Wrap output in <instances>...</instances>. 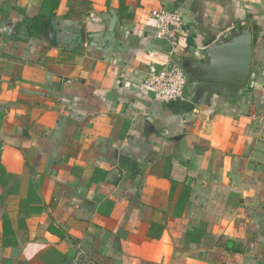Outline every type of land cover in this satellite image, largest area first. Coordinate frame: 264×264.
Listing matches in <instances>:
<instances>
[{
  "label": "crops",
  "instance_id": "crops-1",
  "mask_svg": "<svg viewBox=\"0 0 264 264\" xmlns=\"http://www.w3.org/2000/svg\"><path fill=\"white\" fill-rule=\"evenodd\" d=\"M159 8L251 26L236 100H154ZM263 113L264 0H0V264H264Z\"/></svg>",
  "mask_w": 264,
  "mask_h": 264
},
{
  "label": "water",
  "instance_id": "water-1",
  "mask_svg": "<svg viewBox=\"0 0 264 264\" xmlns=\"http://www.w3.org/2000/svg\"><path fill=\"white\" fill-rule=\"evenodd\" d=\"M204 45L201 60L180 54V63L188 75L185 92L199 102L215 92L236 100L247 86L251 74V26H240L222 39Z\"/></svg>",
  "mask_w": 264,
  "mask_h": 264
},
{
  "label": "built area",
  "instance_id": "built-area-1",
  "mask_svg": "<svg viewBox=\"0 0 264 264\" xmlns=\"http://www.w3.org/2000/svg\"><path fill=\"white\" fill-rule=\"evenodd\" d=\"M157 28V36L167 42L170 50L166 60L157 67H150L145 75V84L151 91L154 100L163 103L180 101L185 98V89L188 84V75L182 67L181 56L178 52L190 57L202 59V50L205 45H200L193 50L184 46L180 39L190 33L184 23L180 12L176 9L159 8L152 13ZM264 128V113L259 117Z\"/></svg>",
  "mask_w": 264,
  "mask_h": 264
}]
</instances>
